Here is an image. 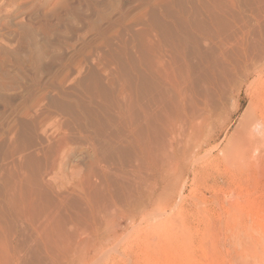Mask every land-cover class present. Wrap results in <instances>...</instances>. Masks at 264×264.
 <instances>
[{
  "label": "bare ground",
  "instance_id": "1",
  "mask_svg": "<svg viewBox=\"0 0 264 264\" xmlns=\"http://www.w3.org/2000/svg\"><path fill=\"white\" fill-rule=\"evenodd\" d=\"M145 2L138 30L128 40L117 37L115 48L89 66L91 74L89 67L83 74L85 65L74 69L72 87L59 80L51 99L34 96L20 123L7 134L2 128L0 249L12 250L22 238L48 254L44 242L60 241L61 248L57 242L50 250L66 263L88 260L119 235L122 223L139 227L148 207L170 200L167 171L182 172L217 139L215 124H229L227 95L238 106L246 86L258 104L264 101V0ZM253 108L250 101L241 131L224 145L233 168L264 152V114ZM142 153L154 176L143 194ZM2 258L0 264H10Z\"/></svg>",
  "mask_w": 264,
  "mask_h": 264
},
{
  "label": "rangeland",
  "instance_id": "2",
  "mask_svg": "<svg viewBox=\"0 0 264 264\" xmlns=\"http://www.w3.org/2000/svg\"><path fill=\"white\" fill-rule=\"evenodd\" d=\"M142 1L0 0V133L3 128L7 134L13 124L20 123L21 111L34 96L44 93L48 101L61 79L63 88L72 87L77 79L74 69L83 70L85 65L83 74H91V64L105 58L108 49L122 39L128 40L139 28V12L147 8V0ZM245 87L240 90L238 106L233 94L224 99L223 119L227 113L230 122L215 124L218 137L205 152L189 158L182 172L167 171L172 181L170 200L148 207L139 227L137 222L122 223L119 235L88 260L69 258L71 263H66L56 250H50L60 241L44 242L49 256L42 252L41 244L35 248L38 242L22 238H16L13 249H5L7 253L0 249L6 255L1 254L5 259H0L10 258L6 260L10 264H42L47 259L51 262L47 264H57L58 257L65 264H264V221L254 218L258 213L264 215V152L241 160V168L234 167L237 169L222 154L224 145L241 131L240 122L250 101L256 115L264 114L262 97L258 104ZM145 161L142 153V194L154 177ZM249 205L255 216L247 214ZM159 213L164 216L158 217Z\"/></svg>",
  "mask_w": 264,
  "mask_h": 264
}]
</instances>
